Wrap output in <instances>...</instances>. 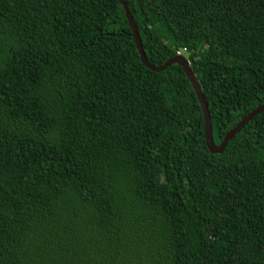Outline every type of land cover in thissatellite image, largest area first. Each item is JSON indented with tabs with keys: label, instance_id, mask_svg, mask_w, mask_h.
I'll list each match as a JSON object with an SVG mask.
<instances>
[{
	"label": "trees",
	"instance_id": "1",
	"mask_svg": "<svg viewBox=\"0 0 264 264\" xmlns=\"http://www.w3.org/2000/svg\"><path fill=\"white\" fill-rule=\"evenodd\" d=\"M123 1L215 145L264 105V0ZM0 264H264V112L210 154L118 0H0Z\"/></svg>",
	"mask_w": 264,
	"mask_h": 264
},
{
	"label": "water",
	"instance_id": "2",
	"mask_svg": "<svg viewBox=\"0 0 264 264\" xmlns=\"http://www.w3.org/2000/svg\"><path fill=\"white\" fill-rule=\"evenodd\" d=\"M120 5L122 6L123 12L125 19L128 23L129 29L131 31V35L134 41V45L136 48V51L138 53L139 59L141 63L150 71L153 72H160L166 69L167 67L176 64L181 67L185 77L187 78L195 96L197 99V102L200 106L203 120H204V140H205V146L207 150L209 151L210 154H220L222 150L225 148L226 144L234 137L235 134H237L243 127L244 125L253 119L256 115L264 112V105H260L256 107L254 110L249 112L247 115H245L222 139V141L218 144L215 145L212 140V134H211V123H210V118L207 110V105L206 102L204 101V98L202 96L200 87L198 82L196 81V78L194 74L191 71V68L188 64L187 59L184 56L181 55H176L173 58L169 59L165 63L159 66H153L151 65L143 52L142 45L135 27V24L132 20V17L124 3L123 0H118Z\"/></svg>",
	"mask_w": 264,
	"mask_h": 264
},
{
	"label": "built area",
	"instance_id": "3",
	"mask_svg": "<svg viewBox=\"0 0 264 264\" xmlns=\"http://www.w3.org/2000/svg\"><path fill=\"white\" fill-rule=\"evenodd\" d=\"M177 55H179V53L177 52Z\"/></svg>",
	"mask_w": 264,
	"mask_h": 264
},
{
	"label": "clouds",
	"instance_id": "4",
	"mask_svg": "<svg viewBox=\"0 0 264 264\" xmlns=\"http://www.w3.org/2000/svg\"><path fill=\"white\" fill-rule=\"evenodd\" d=\"M180 55V54H179Z\"/></svg>",
	"mask_w": 264,
	"mask_h": 264
}]
</instances>
